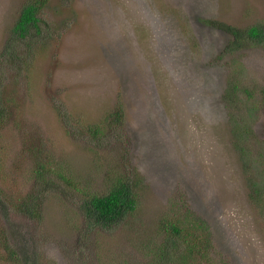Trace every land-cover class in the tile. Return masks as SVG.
<instances>
[{
  "label": "rangeland",
  "instance_id": "374dc122",
  "mask_svg": "<svg viewBox=\"0 0 264 264\" xmlns=\"http://www.w3.org/2000/svg\"><path fill=\"white\" fill-rule=\"evenodd\" d=\"M25 1L0 0V54ZM50 4L55 23L41 36L54 38L22 53L29 69L12 65L0 85L12 98L0 129V264L146 263L161 222L186 209L209 223L213 256L264 264V217L248 185L257 164H241L232 132L234 119L249 126L253 158L264 152V45L226 52L231 36L206 21L264 22V0ZM120 102L125 123L111 128L105 114ZM140 176L134 214L112 228L85 215L87 195ZM17 244L25 255L12 253Z\"/></svg>",
  "mask_w": 264,
  "mask_h": 264
},
{
  "label": "trees",
  "instance_id": "16d2710c",
  "mask_svg": "<svg viewBox=\"0 0 264 264\" xmlns=\"http://www.w3.org/2000/svg\"><path fill=\"white\" fill-rule=\"evenodd\" d=\"M50 2L51 0H26L23 3L17 19L10 28L9 40L4 46L3 53L0 54V85H7L4 79L6 78L5 75H8L11 70L12 65L20 69L16 71L29 69L31 62L22 53L33 54L39 48L44 49L45 44L54 38L53 32L55 29L51 30L50 28L51 32L48 33L50 40H46L48 35L41 36L43 25L47 27L55 23L50 19L53 15L48 14ZM206 21L231 36L226 52H235L250 46L264 45V22L238 27L216 19H207ZM22 46L25 48V52H23ZM236 91L237 88H230V90H227V94L232 97ZM244 91L249 98L253 96V91L249 88H245ZM260 92L262 94L261 102L264 103V88H261ZM6 94V88L0 87V129L9 118L10 106L8 104L12 102V98L10 96L7 98ZM260 107L261 104H254L250 110L254 111ZM125 112V108L120 102L115 110L105 114L104 123L111 128L123 125L125 123ZM251 131L249 126L245 127L244 124L234 119L233 142L239 154L240 162L244 161L241 164L243 166L252 162L257 164L256 169H253L248 177L249 197L255 204L257 211L264 217V152L258 150V157L253 158L252 150L247 144ZM93 133L94 136H97L101 132L96 127ZM40 168L45 169V166L40 165ZM40 168L37 169L39 175H41ZM142 181L141 176L140 178H121L117 180L110 191L103 194L87 195L88 197L84 199L82 204L85 215L104 228H112L118 225L139 208ZM1 205L5 206L0 188ZM37 210L27 209V213L37 217L39 216ZM161 224V240L156 245V250H152V260L141 264H230L226 260L213 256L215 247L210 225L197 211L186 209L185 212L175 216V218L164 219ZM16 229L13 228L15 238L20 234ZM17 249H19V245L12 250V253L18 254ZM19 250V256L26 254L24 248Z\"/></svg>",
  "mask_w": 264,
  "mask_h": 264
}]
</instances>
